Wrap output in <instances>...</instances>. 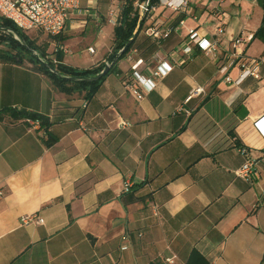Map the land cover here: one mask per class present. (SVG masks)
Instances as JSON below:
<instances>
[{"label": "crops", "instance_id": "obj_1", "mask_svg": "<svg viewBox=\"0 0 264 264\" xmlns=\"http://www.w3.org/2000/svg\"><path fill=\"white\" fill-rule=\"evenodd\" d=\"M119 1L81 5L62 39L92 21L97 39L110 30L107 55ZM183 1L181 11L159 6L146 16L133 47L151 68L158 61L172 68L139 101L124 87L131 81L125 59L86 102L83 94L57 92L27 59L0 62V264H166L172 257L186 264L193 250L207 264H264V57L252 51L258 39L239 47L262 60L258 79L225 82L240 68L223 61L234 39L261 26L264 0ZM179 15L185 18L165 39L145 33L168 30ZM190 30L215 50L193 46L191 56L177 55ZM57 47L64 57V42ZM196 87L205 94L185 103ZM8 109L35 113L47 125L33 129ZM48 138L55 140L50 147ZM247 157L257 159L249 180L237 176ZM25 216L32 222L22 224Z\"/></svg>", "mask_w": 264, "mask_h": 264}, {"label": "built area", "instance_id": "obj_2", "mask_svg": "<svg viewBox=\"0 0 264 264\" xmlns=\"http://www.w3.org/2000/svg\"><path fill=\"white\" fill-rule=\"evenodd\" d=\"M81 0H0V18L10 21L19 31L22 33L37 32L46 35L47 37L61 36L63 33L66 22L68 21L71 14L79 11ZM158 5L153 7L150 4V0H144L136 2L134 8L141 16H147L155 12L156 8L162 6L164 8L171 9L173 11H181L185 8L186 3L183 0H158ZM121 12V11H120ZM113 16L114 25L118 22V11H111ZM167 30L160 32L159 30L152 28L146 31L147 35L160 39L167 34ZM223 30L221 26L216 29V36H221ZM14 39L18 41L16 35H13ZM253 36L248 34L246 36H239L231 42L232 52H228L223 57L225 63L229 62V65L236 63L240 72L235 80L229 77L225 78V82L233 83V85H240L247 78H259L258 67L262 62L261 59L249 58L243 55L239 47L249 44ZM193 46L197 47L201 52H210L215 50V44L209 40L197 34L195 30H190L187 39L179 45V48L175 53L180 54L182 57L191 56L193 53ZM60 48V47H59ZM62 51L63 49L60 48ZM87 52L94 54L92 48H88ZM130 63L131 81H125L124 87L126 91L137 101L143 98V92H149L153 89V79L161 78L165 76L170 70L171 66L163 61H158L155 67L151 68L149 64L152 61H145L141 58L137 48L132 47L124 58ZM183 60V58H182ZM57 64L55 59L52 61ZM183 63V61H182ZM109 66L108 63H105ZM221 71L223 70L220 69ZM144 72V73H143ZM146 74V75H145ZM205 94L204 87H196L186 98L185 103L190 101L194 97H198ZM182 111V109H179ZM189 114L188 111H185ZM31 128H41V122L39 120H25ZM126 123L121 122L119 124L120 129L126 127ZM242 155L247 154L245 147L238 149ZM264 160V155L262 156ZM257 159L246 158L243 165L237 171V176L242 179H252L255 177V166ZM124 191H127V185L124 187ZM154 212L156 209L154 208ZM32 222L31 216H25L21 218V223L26 224ZM36 223H43L42 219H38ZM125 248H123L124 250ZM166 264H173L174 257L164 259Z\"/></svg>", "mask_w": 264, "mask_h": 264}, {"label": "trees", "instance_id": "obj_3", "mask_svg": "<svg viewBox=\"0 0 264 264\" xmlns=\"http://www.w3.org/2000/svg\"><path fill=\"white\" fill-rule=\"evenodd\" d=\"M144 0H125L124 6L120 12L119 23L115 26L113 31V46L110 53L105 56V62L99 63L96 66L87 69H80L72 66L63 64V51L58 47L54 52V59L57 64H54L46 54L44 48L37 47L32 41L28 39L24 33L19 31L10 21L0 18V32L2 31L6 36H2L6 42L5 51L0 50V62L17 64L23 62V58L17 52L18 49L28 53L29 57L27 61L32 65V69L45 78L49 80L52 87L59 93L70 96L72 94H83L84 101L91 100L102 84L104 83L106 77L111 74H119L117 64L119 61L123 60L129 50L133 47L135 40L132 44L124 51L120 52L126 43L133 36L138 23L141 21L139 18L137 10L134 8V3ZM158 0H150L151 6L155 7L158 5ZM184 15L177 16L170 24L167 34L160 38V40L165 39L183 19ZM146 20V15L142 18L141 26L137 32V36L142 30L143 24ZM16 35L19 41L14 40L12 37ZM136 36V37H137ZM56 44L61 43L64 39L62 36L49 37ZM253 38L260 40L264 44V17L262 19V24L253 35ZM109 64L108 73L101 76L98 80L94 82H71L66 78H90L95 77L100 74L105 68L106 64ZM51 70L57 72L53 73ZM14 120H39L42 126L47 125L46 119L43 117L31 113L25 110L13 111L11 109L4 110ZM55 140L48 138L45 142L47 147L54 144ZM264 259V258H263ZM186 264H207V261L196 251H192L188 257Z\"/></svg>", "mask_w": 264, "mask_h": 264}, {"label": "rangeland", "instance_id": "obj_4", "mask_svg": "<svg viewBox=\"0 0 264 264\" xmlns=\"http://www.w3.org/2000/svg\"><path fill=\"white\" fill-rule=\"evenodd\" d=\"M97 1L98 0H81L80 6L82 5L81 7H85V8H95ZM101 3L105 8L104 1H102ZM119 3L120 4L118 6V9L117 8L116 9L119 11V14H120L123 4L121 0L119 1ZM109 33H110V30L106 29V36L102 39H97L96 31L93 30L92 21H89V25L86 30L81 29L75 32L73 31L71 33L67 32L66 33L67 36L63 40L64 46L65 48H67V53L63 57L64 58L63 62L68 66H72L76 68H86V67H89L91 64L93 65L97 63L99 60L104 58V56L107 53V50L110 44ZM24 35H26L28 39L32 41L37 47L44 48L46 50V54L48 55V58L51 61L54 60L53 52L58 47H57V44L51 40V38L47 37L44 34L37 33V32H27V33H24ZM2 36L5 37L6 35L1 31L0 32V50L5 51V49H7L5 48L6 42L4 41ZM142 37H143V34L139 33L138 38L135 40L134 44L139 43ZM18 41H19V38H18ZM88 47L94 48L95 55L90 56L87 54ZM252 51L258 56L264 57V44L260 40H255L252 44ZM17 52L24 60L28 59L29 55L25 51L18 49Z\"/></svg>", "mask_w": 264, "mask_h": 264}, {"label": "water", "instance_id": "obj_5", "mask_svg": "<svg viewBox=\"0 0 264 264\" xmlns=\"http://www.w3.org/2000/svg\"><path fill=\"white\" fill-rule=\"evenodd\" d=\"M142 18L141 17V21L138 23V26L133 34V36L131 37V39H129V41L126 43V45L123 47V49L120 51V52H124L131 44L132 42L135 40L136 36H137V32L141 26V23H142ZM108 70H109V66H106V68L100 73L98 74L97 76L95 77H90V78H66L67 80L71 81V82H94L96 80H98L101 76L105 75L108 73ZM53 73H56L57 72L55 70H51Z\"/></svg>", "mask_w": 264, "mask_h": 264}]
</instances>
